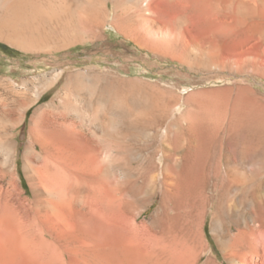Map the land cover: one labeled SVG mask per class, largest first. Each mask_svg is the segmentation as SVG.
I'll list each match as a JSON object with an SVG mask.
<instances>
[{
  "label": "rangeland",
  "instance_id": "1",
  "mask_svg": "<svg viewBox=\"0 0 264 264\" xmlns=\"http://www.w3.org/2000/svg\"><path fill=\"white\" fill-rule=\"evenodd\" d=\"M136 1L18 0L15 7L0 3V106L18 95L27 100L51 71L64 69L16 129L15 183L0 173V264H56L40 256L52 252L40 240H33L36 254L23 246L28 239L26 215L19 207L33 206L36 185L22 168L21 153L30 137V114L37 106L58 99L55 96L61 94L69 73L82 72L88 84L79 109L90 108L89 99L97 98L107 86L109 94L103 107L120 125L126 118L123 109L114 112L108 108L115 94L144 114H150L152 106L171 103L174 112L170 119L188 112L211 115L204 102L226 96L231 103L264 104V39L249 22L244 23L238 15L220 14L211 3L193 0L155 2L150 5V15L144 10L151 2L147 0V5L141 2L138 7L154 19L147 29L142 22L127 18ZM123 136L124 132L122 146ZM133 137L132 174L124 156L117 171L121 196L118 241L128 247L130 264H264V234L259 236L256 249L233 248L224 236L225 225L218 222L213 229L214 209L208 198L192 211L179 207L165 191L160 181L162 155L174 152L171 145L165 141L143 149L146 135L134 130L127 138ZM187 150L183 146L174 156L180 158ZM232 154L239 160L238 150ZM105 163L109 166L110 162ZM148 176L155 180L140 194ZM129 181L135 183L139 196L131 213L122 206ZM154 219L160 222L155 229ZM91 234L103 237L99 230H91ZM74 253L68 250L67 255ZM72 256L68 264H82Z\"/></svg>",
  "mask_w": 264,
  "mask_h": 264
},
{
  "label": "bare ground",
  "instance_id": "2",
  "mask_svg": "<svg viewBox=\"0 0 264 264\" xmlns=\"http://www.w3.org/2000/svg\"><path fill=\"white\" fill-rule=\"evenodd\" d=\"M17 1L0 3L16 6ZM163 1L151 0L145 12L150 14V5ZM193 1L211 3L223 15L240 16L264 39V0ZM141 2L148 3L137 0L127 18L142 22L149 29L154 19L142 14L138 8ZM63 72V68L51 71L27 100L18 95L0 106V173L9 177L10 183H15L12 173L17 167L16 129L31 106L55 85ZM87 88L82 72L69 73L61 94L55 96L58 99L37 106L29 116L30 137L21 158L25 174L36 187L33 206L19 207L26 215L25 248L38 253L35 239L40 240L52 248V252H42L40 256L56 264L71 262L68 250L75 252L76 262L82 264H130L128 247L118 241L117 210L121 196L117 171L124 156L127 171L132 174L131 151L136 142L134 137H127L134 130L146 135L143 149L163 145L165 141L174 152L186 146L188 150L180 158L174 152H163L160 181L165 191L177 200L179 207L192 211L202 207L208 198L214 209L213 229L220 225L218 222L225 225L224 236H228L226 240L233 248H257V240L264 234L263 103H231L230 96H226L204 102L211 115L188 112L170 119L171 103L152 106L150 114H144L115 94L108 108L114 112L123 109L126 118L121 126L104 110L107 86L97 98L89 99L90 108L79 109L78 102ZM234 150H238L239 160L233 157ZM153 180L154 176H148L139 193H145L149 187L146 184ZM137 192L135 183L129 181L127 196L121 203L127 213L139 201ZM159 226L160 222L154 219L152 228ZM91 230L101 231L103 237L96 238Z\"/></svg>",
  "mask_w": 264,
  "mask_h": 264
}]
</instances>
